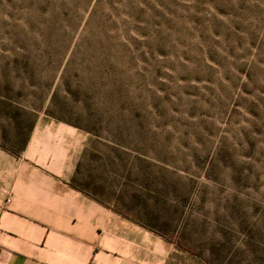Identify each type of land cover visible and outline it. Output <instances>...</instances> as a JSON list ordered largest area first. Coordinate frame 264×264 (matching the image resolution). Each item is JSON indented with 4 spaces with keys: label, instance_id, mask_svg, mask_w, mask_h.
<instances>
[{
    "label": "rangeland",
    "instance_id": "obj_1",
    "mask_svg": "<svg viewBox=\"0 0 264 264\" xmlns=\"http://www.w3.org/2000/svg\"><path fill=\"white\" fill-rule=\"evenodd\" d=\"M37 126L165 264H264V0H0V164Z\"/></svg>",
    "mask_w": 264,
    "mask_h": 264
},
{
    "label": "crops",
    "instance_id": "obj_2",
    "mask_svg": "<svg viewBox=\"0 0 264 264\" xmlns=\"http://www.w3.org/2000/svg\"><path fill=\"white\" fill-rule=\"evenodd\" d=\"M58 137L37 126L0 164V264H165L161 238L71 185Z\"/></svg>",
    "mask_w": 264,
    "mask_h": 264
},
{
    "label": "trees",
    "instance_id": "obj_3",
    "mask_svg": "<svg viewBox=\"0 0 264 264\" xmlns=\"http://www.w3.org/2000/svg\"><path fill=\"white\" fill-rule=\"evenodd\" d=\"M77 189H79V188H77ZM81 190V189H80ZM94 198V197H93ZM95 199V198H94ZM97 200V199H96Z\"/></svg>",
    "mask_w": 264,
    "mask_h": 264
}]
</instances>
